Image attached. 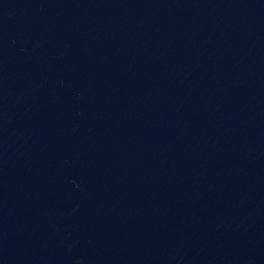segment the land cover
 Wrapping results in <instances>:
<instances>
[{"label": "water", "instance_id": "1", "mask_svg": "<svg viewBox=\"0 0 264 264\" xmlns=\"http://www.w3.org/2000/svg\"><path fill=\"white\" fill-rule=\"evenodd\" d=\"M0 264H264V0H0Z\"/></svg>", "mask_w": 264, "mask_h": 264}]
</instances>
